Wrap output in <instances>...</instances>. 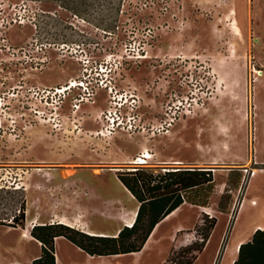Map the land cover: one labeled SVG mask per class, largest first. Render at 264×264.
<instances>
[{
  "label": "rangeland",
  "instance_id": "rangeland-1",
  "mask_svg": "<svg viewBox=\"0 0 264 264\" xmlns=\"http://www.w3.org/2000/svg\"><path fill=\"white\" fill-rule=\"evenodd\" d=\"M262 68L264 0H254V5L252 0H0V134H13L16 144L14 163L0 161V221L8 223L19 214L28 195L29 204L43 213L39 223L51 222L49 210L56 204L67 210L75 198L78 212L91 226L113 234L124 226L119 211L132 209L126 206L129 199L132 206L139 204L117 173L141 169L164 175L192 168L169 162L167 152L193 157L198 143L207 162L200 168L212 171L205 192L209 196L218 184L219 207L227 208L233 186L244 174L248 179L255 173L252 83L255 70ZM244 75L247 100L230 80ZM258 98L264 100L262 83ZM259 113L264 131V106ZM244 123L246 134L241 137ZM43 137L62 147L49 151L51 160L34 150ZM68 145L88 148L97 157L87 163L95 173L89 184L107 194L84 181L70 188L66 180H47L49 169L57 182L75 175L80 163L71 159ZM229 148L240 154L227 152ZM146 151L151 154L148 162H135ZM7 179L15 188H5ZM252 179L256 187L249 186L246 194L264 197V173ZM26 182L31 188L25 189ZM76 183L85 190L80 185L81 190L73 189ZM34 192L39 193L31 198ZM255 208L242 217L260 220ZM108 209L110 219H102ZM197 211L183 204L178 214L158 223L157 235H150L154 240L143 251L118 263L163 264L173 249L201 243L204 220L217 216ZM231 218H218L212 243L194 264H211L225 229L216 262L225 239L231 240ZM182 224L192 228L175 238ZM6 228L0 223V259L14 256L16 248L24 258L36 250L35 243L20 239L22 227ZM58 251L78 258L68 247Z\"/></svg>",
  "mask_w": 264,
  "mask_h": 264
},
{
  "label": "crops",
  "instance_id": "crops-1",
  "mask_svg": "<svg viewBox=\"0 0 264 264\" xmlns=\"http://www.w3.org/2000/svg\"><path fill=\"white\" fill-rule=\"evenodd\" d=\"M252 4L254 5V0H252ZM255 71H260V74H258L257 72L255 73L256 75L254 76L253 83H252L253 103H254V121H253L254 137H253L252 143H253V152H254V165H256L254 167L255 173L253 175L250 174L248 179H245V174H244L242 181L240 180L236 186H233V188H232V193H233L232 200L230 202V205L225 209H220V207H219V200H218V196L216 195L217 186L219 187V185L214 184L215 190L213 188L212 194H210L208 196L205 192L206 189L204 186H206L209 183H205L203 185H198V186L189 188L187 191H184L183 192L184 202L179 207H177L175 210H173L171 212V214L169 213L167 215V216H169V215L171 216V215L178 214L182 210L183 204H189L193 207L198 208V211H197L198 215L209 214L210 216H217V218L215 217L217 219L216 224H217L218 218L220 216H225L226 222L228 221L229 216H232L231 223H230V234L228 233L229 235H227L229 237V239H231V240L230 241L227 240L228 242H226V239H225V241H224V243L220 249V253L218 255V258L216 259V262L214 263L216 253L218 251V248L220 246V243H221L222 238H223L224 233H225V229H224L220 234L217 247L215 249L213 256L211 257V264H235V261L239 259V248H240L241 244L251 241L257 230H262V231L264 230V197H258V196H254L252 194H246L247 190H250L249 186H250V188L256 187L255 181L252 178L257 176L258 173H264V155L261 157V153H264V152H261L262 150L264 151V135L262 134V133H264V131H262L261 126H260V113H259L260 107L264 106V100L263 99L259 100V98H258V83H262L264 85V68H262L260 70H255ZM230 80L232 81V85L234 87L238 86L240 88V90L241 89L244 90L243 93H241V91H240L239 97L243 98L244 100H247L248 80H247L246 76L244 75L243 77H240L237 79L230 78ZM246 124L247 123L242 124L243 127L241 129H239V131L241 132V134H240L241 137L246 134V126H247ZM4 139H6V140H4ZM14 140L15 139H14L13 134L12 135H8V134L7 135H1L0 134V161L2 163H6L7 165H9L10 163H14V161H15V154H16L15 145L16 144H15ZM33 146H34V150L36 151V154L41 156L40 154L43 153L44 156H41L42 157L41 159H48V160H51V158H52L48 155L49 151H51V150L56 151V149L58 151V149L62 148L61 145H59V143L49 142L44 137H43V141H41L39 143H35ZM167 147L170 149V147H171L170 142H167ZM28 148L29 147L26 146L23 149L27 152ZM68 148L70 149V151H69L70 154H72L71 159H73V161L80 163L75 169L76 170L75 175L68 176V177L64 178L62 182H57L56 181V178H57L56 173L53 170L49 169V171L45 172V174H44L46 176L47 180H48V178L52 179L55 177L54 182L59 183V184H62L64 182V180H66L65 184H67L68 187H70V188H71V186H73L75 184V182L84 181L87 185L94 187L96 191L103 193V194H107L103 190L100 191L97 186H93V185L89 184V180H91V178L95 177V173H94V169L89 167V165L87 163L93 161V159H95V158L97 159V157L93 153H90L88 151V148H83V147H79V146L75 147L74 145H68ZM184 148H185V145H184ZM168 151H170V150H168ZM59 152H61V151L59 150ZM62 152H64V151H62ZM227 152L235 153L236 155L240 154V153H237V151H234V149L231 150L230 148ZM56 153H58V152H55V154ZM167 153H168V158H171L169 162H171L173 164H178V165H185L186 164L188 166H192V168H185V169H181V170H186V169L201 170L200 167H202V165L207 163L206 162V151L203 148V145L201 143H198V145H196L194 147V154L195 155H193V157L178 156L175 154H170L169 152H167ZM45 154H47V155H45ZM89 154H92L91 157H87ZM81 162L83 164H87V165L83 166V164ZM45 169H48V168H45ZM108 170H111V169H108ZM115 170H118V169H115ZM177 170H180V168H178ZM107 172H109V174H111L110 171H107ZM49 175L51 177H49ZM75 176H77V177H75ZM5 183H6V185H5L6 189L15 188L14 182H11L7 179V181H5ZM78 185L81 186V189L85 190L82 187L81 183H76V185L73 189L81 190V189H77ZM2 186H1V188H2ZM29 188H31V185H30V183L26 182L25 189H29ZM126 190L128 191L127 188H126ZM239 192H242V195L240 197L241 200L238 203H236V200H235L237 198L236 195H238ZM35 193H39V192L30 193L31 198H33L32 196ZM57 195H58V200H61L59 198V194H57ZM108 195H111V194H108ZM28 196L26 199V210H25V219L26 218L27 219H26V224L24 225V227L21 228L20 239L27 241L29 243H35L37 246L36 250L31 255H28L27 257L24 258V257L18 256L19 248H16L15 250H18V253L12 251L14 253V256L0 259V264H7V263L32 264V261L35 258H37L40 254L41 247L38 244L39 242L34 238L32 239L30 237L23 236V230L26 229L29 224H31V226L33 228L34 225L45 224L47 222H43V223L38 222L39 217L42 216L43 213L37 212L38 206L36 204L35 205H33L34 203L29 204ZM129 200H130V202L128 204H126V206L131 207L132 209L130 211H127V210L121 211L120 210L118 215H117V218L123 222L124 226H132V225L128 224L129 220L132 218V213L134 211H136V215H137V211L139 208V204L132 206L131 199H129ZM109 203L111 205V201H109ZM78 205H79L78 200H76L75 198L70 199L69 208L67 210L62 209L60 207V205L56 204L55 208L53 210L52 209L49 210L50 212L48 215L52 217V219H50L51 222H49V223H55V222L64 223V224H67L71 227L79 228V230L82 229L85 232H87L88 234H92V235L103 234V235H107V236L117 235L118 232L121 230V228L124 227L122 225V227L118 228L113 234H106L104 231L97 230L94 228L95 225L91 226L90 223L84 219V214L79 213L80 211L78 212ZM253 207H256L255 213H257V215H259V217H261V219L258 221H250L249 218L244 219V217H242V215L245 212V210L250 208L251 210H249V211L252 212ZM110 212H111L110 209L102 211V216L104 218H102V217L101 218L106 219V220L110 219V217H111ZM96 216H98V215H96ZM96 216H94V217H96ZM167 216H165L163 219H165ZM92 218H91V221H92ZM28 221H30V222H28ZM110 221H112V220H110ZM92 222H94V221H92ZM113 222H115V221H113ZM160 222H158V223H160ZM158 223L156 224V226L152 230L151 234L158 228V226L160 228V224H158ZM216 224H215L214 228L211 230L209 238L207 239L204 247L202 248V250L200 252H198L196 254V257H195L192 264H194L199 259L201 254L204 253L207 250V248L209 247V245L212 243L214 236H215V233H216L215 232ZM182 225H183L182 229H180L179 227L176 228L175 238H176L178 232L182 231L183 229H185V228L191 229L192 228V225L191 226H185L184 224H182ZM11 229H15V228L7 226V228L3 229V230L5 232L6 231L10 232V231H12ZM30 235H31V230H30ZM150 235H149V237H150ZM149 237H148V239H149ZM148 239H147L146 243L148 242ZM146 243L144 244L143 248L138 252L143 251ZM58 247H60L61 249H63V247H68V248L74 250V252L76 253L75 255H77L78 258L76 259L75 258L76 256H73V255L70 256L68 253H66V255H64L63 252L58 251ZM127 254H116V255H107V256L89 255L85 251H83L82 249H80L79 247H77L76 245H74L73 243H71L69 240H67L64 237H57L55 239V264H120V263H118V259L126 256ZM245 261H246V254L241 257L240 264H244Z\"/></svg>",
  "mask_w": 264,
  "mask_h": 264
},
{
  "label": "trees",
  "instance_id": "trees-1",
  "mask_svg": "<svg viewBox=\"0 0 264 264\" xmlns=\"http://www.w3.org/2000/svg\"><path fill=\"white\" fill-rule=\"evenodd\" d=\"M211 172L206 169H186L155 175L153 172L137 169L117 173L119 180L139 203L133 225L122 227L115 236L92 235L57 222L34 225L31 235L41 244V251L32 264H55V239L57 237L66 238L89 255L107 256L140 251L156 224L184 202L183 192L189 188L212 182ZM25 210L26 200L23 199L19 206L20 213L15 214L8 223L2 221L0 223L10 227H24ZM216 221L215 217L205 219L201 243L194 242L185 247V250L173 249L166 263L192 264L196 254L204 247ZM188 254L191 256L187 257ZM245 254L244 264H264V230H257L251 241L241 244L239 259L235 261V264H240L241 257Z\"/></svg>",
  "mask_w": 264,
  "mask_h": 264
},
{
  "label": "bare ground",
  "instance_id": "bare-ground-1",
  "mask_svg": "<svg viewBox=\"0 0 264 264\" xmlns=\"http://www.w3.org/2000/svg\"><path fill=\"white\" fill-rule=\"evenodd\" d=\"M258 74H260V71H256ZM149 158H151V154H150V152L149 151H146L142 156H140L139 157V159L138 160H136L135 162H137V163H147L148 162V160L147 159H149ZM170 216V215H169ZM135 218H136V211L133 213V215H132V218H131V220L129 221V225H133V222L135 221ZM31 228V227H30ZM30 228H28V229H26L25 231H24V236H26V237H30V238H32L33 239V237L30 235ZM156 232H157V230H155L154 231V233L152 234V236L151 237H153V235H155L156 234ZM154 239L153 238H149V241H148V244L151 242V241H153ZM147 244V245H148ZM148 246H146V248H147Z\"/></svg>",
  "mask_w": 264,
  "mask_h": 264
},
{
  "label": "built area",
  "instance_id": "built-area-1",
  "mask_svg": "<svg viewBox=\"0 0 264 264\" xmlns=\"http://www.w3.org/2000/svg\"><path fill=\"white\" fill-rule=\"evenodd\" d=\"M13 5H14V4H12V6H13ZM12 19L14 20V18H11V20H12ZM2 22H3V21H2ZM81 83H82V82H81ZM81 83H80L79 85H81V86H82V84H81ZM72 85H73V86H75L74 84H72ZM59 90H60V89H59ZM139 164H140V163H139ZM141 164H142V163H141ZM253 173H254V171H253V172H251V174H253Z\"/></svg>",
  "mask_w": 264,
  "mask_h": 264
}]
</instances>
